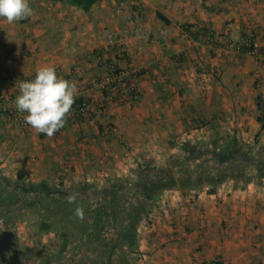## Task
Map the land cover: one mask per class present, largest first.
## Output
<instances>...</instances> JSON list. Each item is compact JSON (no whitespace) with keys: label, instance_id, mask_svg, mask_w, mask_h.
Instances as JSON below:
<instances>
[{"label":"crops","instance_id":"crops-1","mask_svg":"<svg viewBox=\"0 0 264 264\" xmlns=\"http://www.w3.org/2000/svg\"><path fill=\"white\" fill-rule=\"evenodd\" d=\"M29 5L34 15L26 20L8 24L0 18V98L10 105L20 94L14 76L33 77L46 65L76 82V97L99 101L95 81L114 59L107 35L118 39L126 54L114 64L142 75L139 99L113 105L94 120L67 119L51 138L0 112V183L24 188L17 194L24 199L17 211L45 192L74 199L85 190L109 193L115 179L132 187L139 169L171 170L173 160L219 152L217 137L264 147V125L261 129L257 121V98L264 103V60L219 52L202 34L210 29L218 35L232 22L233 39L251 28L264 46V0H97L87 11L66 0H29ZM186 141L193 143V153L181 149ZM7 226L14 229L12 221ZM14 231L19 252L15 246L3 250L4 259L28 252L30 264L39 257L37 248L48 249L49 243L37 244L28 229ZM8 241H0L1 252ZM136 244L129 259L135 264H259L263 184L233 189L228 182L212 194L164 191L140 223Z\"/></svg>","mask_w":264,"mask_h":264},{"label":"trees","instance_id":"trees-1","mask_svg":"<svg viewBox=\"0 0 264 264\" xmlns=\"http://www.w3.org/2000/svg\"><path fill=\"white\" fill-rule=\"evenodd\" d=\"M66 1L82 11H87L97 0ZM261 102V98L258 97L257 121L262 129L264 103ZM258 135H256L255 143L258 142ZM231 140L224 143L222 138L217 137L215 141L219 145L214 149L217 148L219 152L205 155L199 160L189 158L181 162L173 160L171 166L177 176L170 168L139 169L135 173L137 180L132 187L127 186V181L115 179L110 185L109 193L85 190L84 194L72 201L68 195L65 198L64 196L55 198L50 193L39 192L43 193V196H39L40 200L34 199L25 207L37 210L39 222L35 227L38 232L51 233L58 237L56 251L46 255L41 264H60L61 261L64 264L70 259L71 252H74V249L77 251L79 245H83L80 255L87 264H113V255L117 257L120 264H135L129 259L137 249L138 227L140 223L148 219L154 203L164 191L182 188L199 192L205 189L207 193L212 194L228 182L233 183V189H244L254 179L257 181L256 186H259L264 180V147H256L261 154V158L256 160L255 154L251 151L252 147L232 144ZM222 142L223 145L220 144ZM198 147L202 148L200 145ZM181 149L187 153H193L194 145L189 141L182 142ZM252 159L256 161L254 164ZM251 164H253V170L250 174ZM17 177L21 179L20 174ZM4 183L6 187L3 192H0V202H2L1 208L6 207L0 209V218L10 219L18 209L9 208L8 202L15 200L17 194L25 192L22 185L13 189L7 185L8 182L4 181ZM78 206L84 209L83 220L75 216V209ZM8 222L11 223V221ZM6 225L5 230L0 228V241L9 240L8 246L2 249V252L0 250V264H4V257L7 255V252H3L11 251L12 246H15L14 253L19 252L16 250L17 244L13 239L15 231L12 226L7 228ZM104 247L105 251H103ZM17 259L15 256L13 261Z\"/></svg>","mask_w":264,"mask_h":264},{"label":"built area","instance_id":"built-area-1","mask_svg":"<svg viewBox=\"0 0 264 264\" xmlns=\"http://www.w3.org/2000/svg\"><path fill=\"white\" fill-rule=\"evenodd\" d=\"M233 29L232 22H228L220 34H216L210 29L203 33V38L206 43L219 52L233 50L246 57L259 58L264 60V46H261L255 37L254 30L247 28L246 33L241 35L237 40L233 39L230 31ZM107 39L111 42L113 49V62H106L104 74L97 78L95 87L101 94V99L96 101L90 97H76L72 107L71 114L68 119L90 121L97 116L106 115L111 106L123 103L125 100L135 101L140 97V91L137 88V81L142 73L138 69L127 67L126 69L119 68L114 62L126 59V54L121 43L112 35H107ZM196 47L197 44H194ZM75 68H78L75 67ZM76 71V69L74 70ZM33 77L14 76V80L30 81ZM0 112L14 119L23 128L30 127L24 122L23 116L26 113H20L15 106L0 98ZM195 264H204L197 262ZM210 264H223L219 260H215Z\"/></svg>","mask_w":264,"mask_h":264},{"label":"clouds","instance_id":"clouds-1","mask_svg":"<svg viewBox=\"0 0 264 264\" xmlns=\"http://www.w3.org/2000/svg\"><path fill=\"white\" fill-rule=\"evenodd\" d=\"M34 15L29 0H0V18L8 24L26 20ZM19 95L14 101L16 110L26 113L24 122L51 138L66 124L78 94L75 81L57 75L54 66H42L34 79L19 81ZM74 198H70V201ZM75 216L83 220L84 209L77 207Z\"/></svg>","mask_w":264,"mask_h":264},{"label":"rangeland","instance_id":"rangeland-1","mask_svg":"<svg viewBox=\"0 0 264 264\" xmlns=\"http://www.w3.org/2000/svg\"><path fill=\"white\" fill-rule=\"evenodd\" d=\"M252 147V152L255 154V158L256 160L257 159H260L261 158V154L259 153V150L255 147V145H251ZM260 148H263V147H260ZM248 150V149H247ZM253 160V159H252ZM252 162V161H251ZM256 161L253 160V164L255 163ZM250 165L249 167V172L251 174L253 168H252V165ZM256 180H252L250 185H256ZM263 184V187H264V180L261 181L260 185L261 186ZM5 188V185H1L0 183V192H3ZM5 192V191H4ZM39 199V198H37ZM40 200V199H39ZM1 201V199H0ZM24 202V199H21L20 197L16 198V200H10L8 203V207L9 208H17L19 209L20 205L22 206ZM2 202H0V209L2 210V208L6 207H2ZM37 206V205H36ZM3 220H10L12 221V223L14 224V230H17L19 229L22 230V232H24L25 229H28L33 237L35 238V240L37 241L36 243L37 244H43L42 246L45 247L46 244L49 243V246L47 247L48 249H46L44 252L40 249H36L34 254L36 256H39L37 258H34L30 264H41L42 261H44L45 259V256L48 255L49 253H52V252H55L56 250V247L58 245V237L57 236H54L53 234L51 233H40L38 232L37 228L35 227L36 223L39 222V215L37 213V210L33 209V208H26L24 210H19L17 212L14 213V216L10 219H7L6 217L5 218H0V228L1 229H4L5 228V224L9 223L7 221H3ZM7 227V225H6ZM8 228V227H7ZM23 228V229H21ZM5 230V229H4ZM57 238V244L56 245H52V240L53 239H56ZM50 247H53L54 249L51 250ZM21 252H24V251H21ZM42 252V253H41ZM24 254V256H20L16 261H9V259H5V262L4 264H29L30 262V259L28 256L30 253L28 252H24L22 253ZM33 254V253H31ZM77 254H80V252L77 253V251L74 250V252L72 251L71 252V257L69 260H67L64 264H87V261L85 260H82V257L80 256V258L78 259L77 257ZM70 255V254H69ZM16 262V263H15ZM68 262V263H67ZM264 263V258L260 259V263L259 264H263ZM60 264H63V261H61Z\"/></svg>","mask_w":264,"mask_h":264}]
</instances>
